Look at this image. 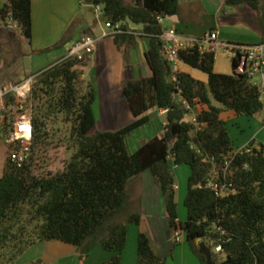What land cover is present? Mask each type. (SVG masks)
Listing matches in <instances>:
<instances>
[{
  "label": "trees",
  "instance_id": "1",
  "mask_svg": "<svg viewBox=\"0 0 264 264\" xmlns=\"http://www.w3.org/2000/svg\"><path fill=\"white\" fill-rule=\"evenodd\" d=\"M103 9L107 22L142 26L150 41L146 60L153 76L129 81L123 91L135 121L118 131H91L96 126L93 105L96 91L85 83L82 68L87 59L65 58L37 74L33 85L32 149L54 142L68 133L66 143L73 155L65 169L55 175L36 176L33 157L22 168L10 161L8 147L0 176V264L17 260L38 242L59 241L77 247L80 260L101 246L113 253L103 264H121L128 224L140 225L142 213L128 212V184L150 171L167 198L166 215L174 232L186 235L191 251L207 264L199 240L212 250L213 264H264V145L251 142L241 151L234 148L223 114L255 117L263 113L264 101L250 79L235 73L214 71L216 53L198 47L179 52V60L208 75V83L190 74L174 72L163 55V27L159 18L179 14V0H81ZM232 6L254 10L260 0H225ZM0 21L19 26L32 40V0H0ZM133 36L119 35V46ZM213 99L221 106L213 105ZM195 110L196 125L186 120ZM167 111L161 137L144 143L131 153L127 139L149 121L147 113ZM264 123V121H263ZM6 129L0 127V140ZM63 131V132H62ZM63 139H59L62 142ZM191 168L185 207L188 217L179 221L176 182L170 160ZM232 160L227 177L232 193L217 197L209 187L215 167ZM222 252L216 254L215 247ZM31 264H44L36 261ZM138 264H167L157 256L149 237H138Z\"/></svg>",
  "mask_w": 264,
  "mask_h": 264
},
{
  "label": "crops",
  "instance_id": "2",
  "mask_svg": "<svg viewBox=\"0 0 264 264\" xmlns=\"http://www.w3.org/2000/svg\"><path fill=\"white\" fill-rule=\"evenodd\" d=\"M179 8L177 16L165 19L164 28H174L179 34L195 39H202L206 34L216 32L219 42L222 43L254 45L264 42V0H260L258 10L247 6H232L225 0H179ZM91 13L96 19H93ZM32 19V40L27 49H22L18 55H14L12 52L7 53L3 50L0 44V86L22 83L41 73L65 59L81 38L92 36L99 40L97 50L92 56L86 58V65L82 68L85 83L84 73L90 71L97 95L93 105V115L97 123L91 133L118 131L135 121L123 88L129 81L153 76L146 60V54L150 48L147 37L133 36V39H128L121 46L115 43L116 36L102 38V34L107 31L100 22L102 17L94 12L90 3L81 0H32ZM135 27L142 31V26L135 25ZM14 29L7 30L11 40L18 37ZM3 35L5 33L0 28V37ZM46 50L50 51L45 53ZM216 53L215 73L230 75L229 66L221 65L217 55L224 56L231 68L232 56L223 50ZM176 72L190 74L198 81L208 83V75L205 78V75H200L194 68L180 60ZM213 105H215L214 102ZM201 110L202 108L193 110L194 115L196 116ZM147 116L150 121L132 132L127 139V143L131 141L134 147L133 150L129 149L131 153L164 133L167 111L154 108L147 113ZM263 116L264 111L256 116L259 117L261 127L256 131L252 130L250 135L241 136L251 121H246L232 111L223 114L227 131L237 151H241L253 141L264 145L261 135L264 129ZM186 120L192 122V117H186ZM171 165H175L172 158L170 160L172 172ZM179 192L180 189L176 184L178 215L179 221L182 222L180 207L182 203L185 205V202H183L184 196ZM128 194L129 202L135 204L134 207L142 213V221L140 225L130 224L133 227L127 225L128 239L126 248L121 253V264H138V237L141 232L149 237L154 253L166 258L167 264H201L189 248L184 233H181L179 241L176 240L175 232L166 215L167 198L150 171L144 172L136 181L129 182ZM131 230L134 232L133 237H131ZM129 242L133 243L132 254L127 251ZM181 243L188 245V249L177 248ZM100 247L93 249L86 256L87 260L101 250ZM180 253L184 257L183 261L176 263V256H180ZM112 255L113 253L105 251L103 256L101 254V260H96L92 264H103ZM169 257H172V260H169Z\"/></svg>",
  "mask_w": 264,
  "mask_h": 264
},
{
  "label": "built area",
  "instance_id": "3",
  "mask_svg": "<svg viewBox=\"0 0 264 264\" xmlns=\"http://www.w3.org/2000/svg\"><path fill=\"white\" fill-rule=\"evenodd\" d=\"M95 13L102 17L103 9L101 6L95 7ZM164 18H159V23L164 26ZM6 22L0 21L1 25ZM12 21H9V24ZM15 28V24L8 25V29ZM105 29L102 38L108 36L129 35L135 37H146V35L127 22L113 23L105 22ZM163 55L171 64L173 71L176 72L179 62V52L182 50L198 47L204 53L207 51L218 52L227 51L236 61L235 73L247 77L251 83L258 87L264 101V42L254 45L222 43L218 40L216 32L205 35L202 39L185 37L174 28L163 27ZM98 39L92 36H85L75 43L66 58H77L85 60L92 56L97 50ZM205 45H209L207 50ZM38 75H34L22 83H9L0 86V127L5 128L0 143L6 148L14 147L9 157L13 165L22 168L29 160L32 151V142L34 134L33 125V85ZM185 108L189 111L186 117H192V123L196 125V116L189 104L184 101ZM264 121V116H263ZM232 160L224 162L223 167H215L211 173L209 187L215 192L217 197L223 198L232 193V184L228 183ZM181 231L175 232L177 241L180 239ZM222 247L217 246L214 249L216 254L221 253Z\"/></svg>",
  "mask_w": 264,
  "mask_h": 264
},
{
  "label": "rangeland",
  "instance_id": "4",
  "mask_svg": "<svg viewBox=\"0 0 264 264\" xmlns=\"http://www.w3.org/2000/svg\"><path fill=\"white\" fill-rule=\"evenodd\" d=\"M91 15L93 19H96V17L92 13ZM100 22L102 23L103 26H105L104 20L101 19ZM12 24L11 23L9 24V22H7L1 25L0 28L5 33V35L0 37V44H2L3 50H5L7 53L12 52L14 55H18L22 49L25 50L27 49V47L30 46V42L26 38H24V36L22 35L21 28L16 24L14 31L17 33L18 37L14 40H11L9 38L7 30H9L8 25H12ZM204 48L208 50L210 46L205 45ZM50 50H46L44 52L46 53L49 52ZM217 58L220 60L221 65L229 66V72L232 74L233 70L231 68V65L226 62L224 56L218 54ZM194 70L200 73V75L202 74L205 75V78H207L206 77L207 74L203 73L200 70H196V69ZM84 74H85L86 83L87 84L92 83V77L90 76V71L88 70ZM213 102L216 106H221L214 99ZM242 118L246 119V121H251V124L246 127L245 133L244 134L242 133L241 136L247 134L250 135V132H252V130L256 131L259 127H261V123L259 122V117L255 116L248 118L247 116H242ZM95 133L96 132L94 131L91 133V135H94ZM261 135L264 140V129H263V134ZM68 136H69L68 133L67 134L61 133L60 136H57L55 138L53 143L48 144L40 149L39 148H36L34 150L32 149L30 158L33 157L34 159L32 164H33V172L36 174V176L55 175L57 173L62 172L65 169L66 165L69 163L74 152L68 149L66 140H64ZM59 139H63V141L59 142ZM128 144H129V149L133 150L134 147L131 144V141L128 142ZM7 151L8 149L4 146V144L0 143V176L3 174V169L7 158V154H6ZM171 166H172V172L175 182L178 185V188L180 189L179 194L184 196L183 202H185L188 194V179L190 176V168L186 165H181V166L171 165ZM137 179H139V177L133 178L131 181H136ZM128 205L129 206H128L127 214L134 213L139 210L136 207H134L135 204L129 202ZM181 205L182 206L180 207V214L182 217V222H185L187 219V210L185 208L184 203H182ZM129 226L131 225L129 224L128 227ZM133 235L134 232L133 230H131V237H133ZM188 245L181 243L177 246V248L186 247V249H188ZM100 249H101L99 250L100 252L99 251L95 252L94 255L90 257L89 260H87L86 257L84 260L81 261L78 255V249L75 246L68 245L59 241L38 242L34 246L30 247L17 260L16 264H31L36 261H42L44 262V264H92L96 260L97 261L101 260V257L103 256V252L105 253L104 249H102L101 247ZM127 251L129 254L133 253L134 248L132 242L128 243ZM183 258L184 257L181 253L180 256L177 255L176 263H178L177 261H183ZM169 260H172V257H169Z\"/></svg>",
  "mask_w": 264,
  "mask_h": 264
},
{
  "label": "water",
  "instance_id": "5",
  "mask_svg": "<svg viewBox=\"0 0 264 264\" xmlns=\"http://www.w3.org/2000/svg\"><path fill=\"white\" fill-rule=\"evenodd\" d=\"M200 253L206 257L207 264H213L212 262V250L206 245L205 242L199 240Z\"/></svg>",
  "mask_w": 264,
  "mask_h": 264
}]
</instances>
